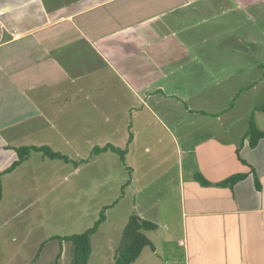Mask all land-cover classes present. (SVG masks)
Returning <instances> with one entry per match:
<instances>
[{
  "label": "crops",
  "instance_id": "crops-1",
  "mask_svg": "<svg viewBox=\"0 0 264 264\" xmlns=\"http://www.w3.org/2000/svg\"><path fill=\"white\" fill-rule=\"evenodd\" d=\"M258 18L264 0H0L3 224L26 244L42 213L31 205L72 170L83 218L109 206L93 236L107 230L114 254L131 214L157 224L134 264H264V137L253 147L247 136L251 121L264 131V56L202 49L224 29L262 46ZM107 145L126 151L117 183L111 150L92 155ZM21 146L80 163L33 151L8 171Z\"/></svg>",
  "mask_w": 264,
  "mask_h": 264
},
{
  "label": "rangeland",
  "instance_id": "rangeland-1",
  "mask_svg": "<svg viewBox=\"0 0 264 264\" xmlns=\"http://www.w3.org/2000/svg\"><path fill=\"white\" fill-rule=\"evenodd\" d=\"M242 17L246 20L245 15ZM257 22L261 27L260 29L264 28V21L258 18ZM229 23L231 22L229 21ZM245 28H247L250 32V30L253 28V24L247 22V24L242 27V29ZM226 31L227 30L225 29L220 30V36H214L212 37L213 39L208 37L210 41L206 42L202 49L209 50L210 53L217 56H264V30L263 32H258L261 34L258 38L262 43V46L252 49L246 48L247 45L245 42L239 44V42L235 40V32L231 31L226 33ZM200 49L197 50L196 53H200ZM222 65L228 66L229 64L223 63ZM233 103H231V105H233ZM108 154V159L110 156H113L114 158V164L112 165L113 172L112 175H108V177H111V179L117 183L122 177V166L120 164L123 162V160L117 153H112L109 151ZM92 155L96 157L95 154ZM70 157L71 159L69 160V164H67V168L70 167L72 169L73 165L76 164V161L72 160V155H70ZM93 159L94 158L91 160ZM101 159L104 158L100 156L96 158V160L99 162H101ZM78 163H80L79 159L77 161V164ZM83 169L88 168L83 167ZM71 171L64 172L63 177L65 178H60L58 180L60 181L59 188L57 184V187L55 186L56 188H49L48 190L45 189L44 192H42L41 199L36 200V202L31 205L32 207L29 209V211L34 210L33 212H35V216L38 215L36 210L40 209L39 207H42V213L35 217L33 222L34 232L32 237L27 240L26 244L20 233L16 232L17 228L15 227L14 222L3 224L4 222L0 220V264H21L22 262L24 264H51L55 261V258L61 251L62 247V260H58L57 264H70L71 243L68 241H62V246L59 238L52 239L51 237H64L75 233H81L84 232L86 228L94 224V222H92V224L90 222L91 216L84 218L82 216L84 213L83 207L85 201H82L79 190L73 189L74 182H76L75 184L80 187L78 181L80 174L73 173ZM130 171L131 169L128 170V173ZM84 173H86V170H83L81 174ZM89 173L90 170L88 175ZM100 175L98 174V178ZM34 176L43 180V184H47L48 177H55L47 167L46 169L42 167ZM91 176L94 177V179L97 177L95 174H91ZM81 189L84 191L87 189V186H82ZM104 189L105 187H98L99 192H102ZM113 191H115V195H117V197L123 192L122 189H114ZM34 196L38 197L36 193ZM90 203H92V201L88 202V204ZM30 222V219H28L27 222L22 225L30 226ZM108 238L110 239V242H108ZM91 243L93 252L90 255V264H108L110 260H112L114 254V252L111 251V235L108 234V231L103 229L100 236H92ZM146 250H149V248L147 247Z\"/></svg>",
  "mask_w": 264,
  "mask_h": 264
},
{
  "label": "trees",
  "instance_id": "trees-1",
  "mask_svg": "<svg viewBox=\"0 0 264 264\" xmlns=\"http://www.w3.org/2000/svg\"><path fill=\"white\" fill-rule=\"evenodd\" d=\"M261 111H264V105L259 108ZM250 137V145L255 146L259 139L264 137V131H261L253 121L250 123V129L247 134ZM111 150L120 155L121 159L124 161L126 151L120 148H116L112 145H107L104 147H96L93 149L92 154L98 155L99 153ZM33 151H41L45 156L52 159H60L64 161H69L70 159L59 153L52 150L47 146H21L17 148L18 159L8 168V171L13 170L15 167L20 165L23 161H25ZM74 162V161H73ZM77 164V162H76ZM254 182L257 187L259 186V179L256 173L253 170ZM247 176V173H238L230 176L226 180L220 182L221 185H229L233 186L239 180L244 179ZM3 196V188L0 181V200ZM109 206L102 208L99 213L98 218L94 222V224L87 228L84 232L75 233L69 236L64 237H53L52 239L59 238L62 241H68L71 243V259L70 264H90L89 259L92 253V244L91 239L92 236L98 231L100 225L106 219V209ZM157 228V224L151 222L149 220L143 219L137 214H131L128 218L127 224L124 227L121 237L119 239L118 245L115 250L114 260L116 264H134L136 260L139 258L142 250L151 246L152 243L148 236L146 235V231H150ZM62 256V248L61 251L55 258V261L51 264H57L58 260H60Z\"/></svg>",
  "mask_w": 264,
  "mask_h": 264
}]
</instances>
